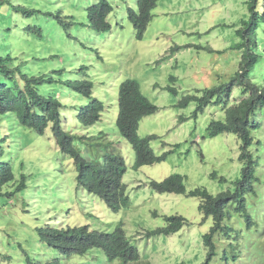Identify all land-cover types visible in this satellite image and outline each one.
Masks as SVG:
<instances>
[{
    "label": "rangeland",
    "instance_id": "1",
    "mask_svg": "<svg viewBox=\"0 0 264 264\" xmlns=\"http://www.w3.org/2000/svg\"><path fill=\"white\" fill-rule=\"evenodd\" d=\"M108 1L113 6L108 16L112 29L97 32L86 22L87 8L96 0H0V57L9 55L15 66L25 63V71L45 75L43 94L54 92L63 101L64 128L76 135L74 147L84 158L102 157L99 149H113L123 157L127 167L123 182L129 197L127 207L112 212L100 198L77 186L73 159L60 152L50 126L44 135H38L16 124L10 115L0 116V162L9 160L15 178L14 185L7 183L2 190H12L22 175L26 182V189L16 195H0V253L11 257L9 264H24L22 249L37 261L58 258L56 250L40 241L36 232L40 225H89L110 232L120 221L145 261L202 264L207 256L202 237L213 220L205 219L199 211L200 199L155 192L148 181L178 173L184 176L187 192L205 188L216 195L232 187L240 176L236 136L205 137L210 121L224 120V106L212 103L195 118V101L185 107L178 102L228 81L239 68L241 51L234 48L240 41L236 29L249 22L247 0H158L141 40L136 38L127 14L128 8H137L138 0ZM263 5V0H258V6ZM258 12L259 61L249 77L264 84V12ZM59 16L64 23L59 22ZM84 77L92 81V95L105 107L101 119L92 126L76 119L77 110L88 99L67 86L68 81ZM127 78L136 80L142 94L159 107L142 118L139 136L157 135L150 142L151 148L158 155L168 153L164 161L139 169L134 168L131 144L115 126L119 86ZM238 96L240 92L234 91L231 102ZM259 118L264 138V113ZM106 142L110 147L106 148ZM258 171L261 185L257 190L261 193L249 198V211L258 225L248 228L245 219L234 214L229 223L231 234L226 236L221 230L216 234L217 255L209 264H264V162ZM214 172L216 178L212 177ZM220 177L226 180L221 182ZM153 211L159 215L154 216ZM165 214L181 215L186 224L170 235L148 238L139 234L164 225ZM76 257L79 260L60 261L106 264L102 251L96 248L86 257Z\"/></svg>",
    "mask_w": 264,
    "mask_h": 264
},
{
    "label": "trees",
    "instance_id": "2",
    "mask_svg": "<svg viewBox=\"0 0 264 264\" xmlns=\"http://www.w3.org/2000/svg\"><path fill=\"white\" fill-rule=\"evenodd\" d=\"M158 0H138L137 8H128V19L132 23L135 36L141 40L146 27L151 21ZM264 2V0H263ZM247 8L250 14L249 22H244L236 29L240 41L234 47L241 51L239 68L228 81L204 89L201 96L187 95L178 104L187 106L195 101L197 106L193 116H197L212 103L224 106V120H212L206 129V136L213 138L221 134H234L240 143L239 160L242 163L240 176L233 182L232 187L213 195L205 188L186 190L184 177L181 174H172L164 180L150 181V187L158 193H175L196 196L200 199L199 211L204 218H212L213 225L203 235V245L207 256L203 264H209L213 256L217 255L215 242L216 234L221 230L226 236L231 234V222L234 214H239L245 219V226L251 228L258 222L249 211V198L254 199L261 193L257 186L261 185L259 167L264 162V138L261 137L262 125L259 115L264 113V84H259L249 77L259 61L257 29L259 25V12H264L258 6V0H247ZM259 7V8H258ZM113 6L108 0H96L87 8L86 22L88 28L97 32H109L112 25L108 20ZM58 15H60L58 13ZM59 22L65 21L59 16ZM69 25V24H68ZM41 35V34H40ZM174 49H178L176 46ZM9 55L0 57V113L13 112L18 115V120L24 125L30 126L38 133H43L46 127L52 125V133L56 144L61 151L70 155L76 163L78 181L90 191L101 195L113 212H118L129 204V198L125 193V184L122 176L125 166L120 155L105 152L106 163L104 166L89 163L74 147L76 135L65 130L61 119L62 100L40 93L39 83L41 77L34 79L19 68H10ZM84 74V73H83ZM3 78L14 87L5 84ZM30 77V78H28ZM93 83L88 78L68 82V88L88 99V103L78 109L76 119L85 126H91L98 122L105 109L104 103L92 95ZM170 90H175L170 88ZM234 91L240 92L238 100L231 102ZM119 113L116 119V128L120 135L132 146L135 153V168L143 165H152L165 160L167 152L156 155L150 146V141L157 138L155 135L140 137L137 133L142 118L152 115L158 107L151 103L141 92L139 83L131 78L120 83L118 92ZM3 110V111H2ZM264 134V133H263ZM83 138V137H80ZM178 146V145H176ZM173 151V150H171ZM11 170L7 166L0 171V183H5L11 178ZM216 178L217 174L212 173ZM221 182L226 180L220 177ZM262 190V189H261ZM264 199V189L262 190ZM154 216L158 213L153 211ZM165 226L147 232L149 236L169 235L179 231L186 219L181 215L163 216ZM122 224L112 234L92 230L88 225L67 226L65 228L46 227L40 229V235L49 246L55 248L61 255H84L90 249L101 248L105 253L107 262L118 260L120 264H128L139 257V252L130 245L121 229ZM237 246V244H236ZM1 263V262H0ZM184 260L178 264H187ZM28 264H30L28 262ZM33 264H61L58 261H47ZM146 264H151L149 261Z\"/></svg>",
    "mask_w": 264,
    "mask_h": 264
},
{
    "label": "clouds",
    "instance_id": "3",
    "mask_svg": "<svg viewBox=\"0 0 264 264\" xmlns=\"http://www.w3.org/2000/svg\"><path fill=\"white\" fill-rule=\"evenodd\" d=\"M36 12H37V10H36ZM6 56V55H5ZM10 58L12 59V60H10V61H8L7 63H8V66L10 67V68H14V67H17V68H20L21 67V69H22V71L23 72H25L28 76H34L33 78L34 79H37L38 80V78L39 77H41L42 79H43V81H41L39 84V87H40V93L42 94V95H45V94H43V92H44V90L42 89V87L45 85V81H46V78H45V75H35L34 73H29V72H27V71H25L24 69H23V66L25 65V63L24 64H22V65H20V66H15L14 65V61H15V59L14 58H12L11 56H10ZM83 74V73H82ZM84 74H86V76L88 77L89 75L87 74V73H84ZM1 78L3 79V81L5 82V84H8V86H10V87H14L11 83H9V82H7V79H5V78H3V76H1ZM28 78H30V77H28ZM85 78V77H84ZM81 78H79L78 80H80ZM89 79V78H88ZM68 82H73V81H68ZM68 82H67V86H68ZM68 89H70V88H68ZM72 91V90H71ZM49 94H52L53 96H55V97H57L56 96V94L54 93V92H51V93H49ZM48 94V95H49ZM58 98V97H57ZM87 99V98H86ZM62 103H63V101H62ZM88 103V102H87ZM86 103V104H87ZM85 104V105H86ZM64 105V104H63ZM84 105V106H85ZM158 107V106H157ZM159 108V107H158ZM63 109V108H62ZM3 111V110H2ZM78 111V110H77ZM154 114V113H153ZM10 115V117H11V119H13V121L16 123V124H18V125H21V126H23V127H25V128H30V129H32L30 126H28V125H24V124H22V123H20L19 122V120H18V115H17V120H16V115L13 113V112H8V113H0V116H2V117H7V116H9ZM102 116V115H101ZM62 118V117H61ZM101 119V118H100ZM99 119V120H100ZM62 122H63V119H62ZM97 123V122H96ZM96 123H94V124H96ZM93 124V125H94ZM115 124H116V122H115ZM51 127L52 128V125L51 124H49L47 127H46V129H45V131L43 132V133H38L37 131H35L34 129H32V130H34L38 135H44L45 134V132L47 131V128L48 127ZM64 126V125H63ZM85 126V125H84ZM92 126V125H91ZM116 126V125H115ZM117 129V128H116ZM138 129H139V127H138ZM66 130V129H65ZM137 133H138V130H137ZM73 134V133H72ZM120 134V133H119ZM52 135H53V133H52ZM139 135V134H138ZM155 136H157V135H155ZM54 137V136H53ZM80 137H83V136H80ZM122 137V136H121ZM83 138H86V139H90L89 137H83ZM157 138H158V136H157ZM82 139V138H81ZM125 139V138H124ZM156 139V138H155ZM55 140V139H54ZM126 140V139H125ZM127 141V140H126ZM151 142V141H150ZM56 143V142H55ZM57 145V144H56ZM176 145H178V144H176ZM175 145V146H176ZM98 146V149H99V145H97ZM105 146H106V148H108V147H110L109 146V143L108 142H106L105 143ZM151 146V145H150ZM57 147H58V145H57ZM59 148V150H60V152L61 153H63L62 151H61V149H60V147H58ZM112 148V147H111ZM77 149V148H76ZM78 150V149H77ZM173 151L175 150V148L174 149H172ZM173 151H171V152H173ZM80 152V151H79ZM98 152H99V154L102 156V157H97V158H94V159H90V158H88V159H86V158H84L83 157V155L81 154V152H80V154L82 155V157L85 159V160H87L89 163H93V164H98V165H100V166H104L105 165V163H106V154H105V152H109V153H116V154H118V155H120L118 152H114V150L112 149V150H108V149H105V150H101V149H99L98 150ZM155 153V152H154ZM63 154H65V153H63ZM156 154V153H155ZM164 154V153H163ZM2 154H0V159H1V156ZM65 155H67V154H65ZM156 155H158V154H156ZM162 155V154H161ZM168 155V154H167ZM68 156H70V155H68ZM71 157V156H70ZM120 157L122 158V160H123V162H124V166H125V172H126V170H127V167H126V164H125V161H124V159H123V157L120 155ZM167 157V156H166ZM166 157H165V159H166ZM71 159H73L72 157H71ZM164 161V160H163ZM162 162V161H161ZM158 163H160V162H158ZM73 164H74V166H75V170H76V182H77V186H79V187H82L83 189H85L88 193H90V194H93V195H95L96 197H98V198H100L105 204H106V206L110 209V207H109V205H108V203H107V201L101 196V195H99L98 193H96V192H94V191H90L89 189H87V187H85L83 184H81V183H79V181H78V172H77V169H76V163H75V160L73 159ZM155 164V163H154ZM153 165V164H152ZM3 166H7L8 168H10V170H11V178H9V180L7 181V182H5V183H0V195H7V196H10V197H12V195H16V193L17 192H21V191H23V190H25L26 189V182H25V176L24 175H22L21 176V179H20V182H17V185H15V187L12 189V190H7L6 192H4L3 190H2V188H3V186L5 185V184H7V183H10L11 185H14L13 184V181H14V176H13V172H12V166H11V164H10V162H9V160L8 159H5L4 158V160L2 161V162H0V171H2V167ZM143 166H145V165H143ZM142 166H140V167H137V168H135V164H134V168L135 169H139V168H141ZM125 172H124V174H125ZM124 174H123V176H124ZM173 174H178V173H173ZM170 175H172V174H170ZM170 175H168V176H170ZM123 176H122V182H123ZM167 176V177H168ZM184 177V176H183ZM166 178V177H165ZM164 178V179H165ZM163 179V180H164ZM153 180V179H152ZM150 181L151 180H149L148 181V184H149V186H150ZM155 181H157V180H155ZM160 181H162V180H160ZM160 181H157V182H160ZM124 183V182H123ZM125 184V183H124ZM125 188H126V184H125ZM264 189V188H263ZM125 193H126V195H127V192H126V189H125ZM175 194V193H174ZM128 196V195H127ZM129 198V197H128ZM111 210V209H110ZM121 210V209H120ZM112 211V210H111ZM113 212V211H112ZM157 212V211H156ZM158 213V212H157ZM159 215V213L157 214V215H155V216H158ZM166 215V214H165ZM164 215V216H165ZM119 223H121L122 224V226H121V229H122V231H123V233H124V236H125V238L127 239V241L130 243V245L132 244V245H134V243H131V240L127 237V234H125V232H124V229H123V221H120V222H118L117 223V225L115 226V228H114V230L113 231H110V232H107V231H100V230H98V229H92L89 225V227L92 229V230H97V231H100V232H103V233H105V234H112L115 230H116V228L119 226ZM68 226H71V225H68ZM76 226H78V225H76ZM162 226H165V223H164V225H162ZM161 226V227H162ZM46 227H53V228H65L64 226H53V225H51V224H43V225H40V226H38V227H36V232H37V235H38V237H39V239H40V241L42 242V243H45V244H47L48 245V243L46 242V241H44V239L41 237V235H40V229H44V228H46ZM67 227V226H66ZM72 227H74V226H72ZM157 228H159V227H157ZM153 229H156V228H153ZM153 229H151V230H147V231H145L144 233L143 232H141V233H139V234H143L144 236H146V237H148V238H150V237H153L152 235H150L149 234V236L147 235V232H151ZM180 231V230H179ZM170 235V234H169ZM202 239H203V237H202ZM49 246V245H48ZM50 248H52V249H54V250H56L55 248H53V247H51V246H49ZM134 247H136V249L138 250V252H139V257L136 259V260H133V261H131V262H129L128 264H146V262H148V261H145V259H146V257H142L141 256V253H140V251H139V249L137 248V246L136 245H134ZM94 249V248H93ZM93 249H90L86 254H84V255H75V254H73V255H58V258H49L48 259V261H51V260H54V261H58L59 263H61V264H64L63 262H61L60 261V259L61 260H67V259H69V258H72V257H75V258H77L78 260H79V258L78 257H76V256H79V257H86V256H88L89 254H90V252L93 250ZM96 249H100L101 251H102V253H103V255H104V257H105V253H104V251L101 249V248H96ZM57 251V250H56ZM58 252V251H57ZM59 253V252H58ZM22 254H24L25 256H24V264L26 263V264H28V262L30 263V264H33V263H39V262H47V261H44V260H40V261H37L36 259H35V257H33V256H31V255H29V253L27 252V250H25V249H22ZM10 259H11V257L9 256V255H7V254H5V255H3L2 256V254L0 253V264H9V261H10ZM205 260H206V258H205ZM204 260V261H205ZM212 260V259H211ZM210 260V261H211ZM116 261H118V260H114L113 262H107L106 261V258H105V263L106 264H114ZM150 262V261H149ZM182 262V261H181ZM118 263L120 264V262L118 261ZM151 263V262H150ZM204 263V262H203ZM202 263V264H203ZM152 264V263H151Z\"/></svg>",
    "mask_w": 264,
    "mask_h": 264
}]
</instances>
